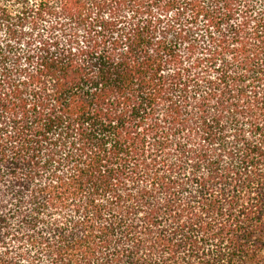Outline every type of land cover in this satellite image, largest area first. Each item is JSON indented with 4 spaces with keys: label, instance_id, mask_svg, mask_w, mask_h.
Returning a JSON list of instances; mask_svg holds the SVG:
<instances>
[{
    "label": "trees",
    "instance_id": "16d2710c",
    "mask_svg": "<svg viewBox=\"0 0 264 264\" xmlns=\"http://www.w3.org/2000/svg\"><path fill=\"white\" fill-rule=\"evenodd\" d=\"M0 264H264V0H0Z\"/></svg>",
    "mask_w": 264,
    "mask_h": 264
}]
</instances>
